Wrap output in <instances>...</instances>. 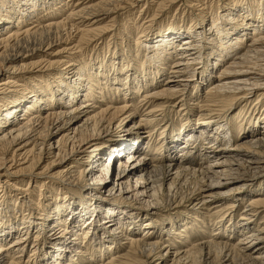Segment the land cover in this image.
Wrapping results in <instances>:
<instances>
[{"label": "bare ground", "instance_id": "6f19581e", "mask_svg": "<svg viewBox=\"0 0 264 264\" xmlns=\"http://www.w3.org/2000/svg\"><path fill=\"white\" fill-rule=\"evenodd\" d=\"M210 1L0 0V264H264V0Z\"/></svg>", "mask_w": 264, "mask_h": 264}, {"label": "rangeland", "instance_id": "374dc122", "mask_svg": "<svg viewBox=\"0 0 264 264\" xmlns=\"http://www.w3.org/2000/svg\"><path fill=\"white\" fill-rule=\"evenodd\" d=\"M208 1V2H207ZM209 1L210 0H206V4H208L209 3ZM211 2V1H210ZM143 3V2H142ZM142 3H140L139 5H138V7H140L141 5H142ZM180 6L181 7V2H177V3H175L173 6H172V8H171V10H170V12H171V15H173L174 17H178V10L176 11V13H175V11H174V9L177 7V6ZM212 7H216L217 6V4L215 3V2H213L212 4ZM129 8L128 6H126V5H123L122 6V8ZM180 7H178V8H180ZM218 7V6H217ZM140 8H137V7H135V13H134V18H132V20H130V23H132V22H134V19H135V17L137 16V14H139L138 13V10H139ZM166 10V9H165ZM121 11H124L123 9H119L118 11H116V14H115V16H118V18H119V14H120V12ZM154 12H155V10H154ZM43 15H45V13H43L42 14V16ZM63 15H65V13H63L62 15L60 14V16H61V19H64L65 17L63 16ZM169 15V14H168ZM64 18H63V17ZM162 17L160 18V19H156V21H154V24H156L157 22H159V23H161V22H163L161 19L163 18V16L164 15H161ZM169 17V16H168ZM168 17H166V19L168 18ZM60 18V17H59ZM58 18V19H59ZM140 19V18H139ZM138 19V20H139ZM161 20V21H160ZM42 21V20H41ZM117 22H120V24H124L125 22L122 20V18H119V19H117ZM185 22V21H184ZM41 23V22H40ZM189 23V24H188ZM185 27H188L189 25H190V22H189V20H187L186 22H185ZM121 30V26L120 25H117L116 27H115V32H119ZM72 32V31H71ZM111 33L112 32H110V33H108V38H109V36L111 35ZM183 38V37H182ZM100 46V45H99ZM99 46H96V47H99ZM115 46L116 47H119L117 44H115ZM100 50V48L98 49V51H96V54L97 53H101L102 51H104V50H102V51H99ZM90 53V52H89ZM92 53V52H91ZM17 82L18 83H20L22 86L23 85H27L28 87H30L32 84H33V82H34V79H33V77H31L29 80H26V79H19V80H17ZM32 83V84H31ZM206 88V86L205 87H203L202 88V92L204 91V89ZM136 98H139V96H136L135 97V99ZM135 103V102H134ZM260 106H262L261 104H260ZM263 107V106H262ZM143 109V108H142ZM166 110V109H165ZM168 110V109H167ZM261 111V110H260ZM142 112H144V111H141V112H136L133 116H132V121L133 122H136L137 120H139V118H140V116H141V114H142ZM172 113L171 112H167L166 113V118H168V121H171V120H173V116L171 115ZM171 115V116H170ZM263 126H264V124H263ZM262 125L260 126V127H263ZM157 134V133H156ZM27 177L28 176H22V179H27ZM26 185V183H24V186ZM33 186H35L34 188H33ZM39 190V187H38V185H37V183H34V184H32V191H33V197L35 198V199H37L38 198V191ZM235 217H238V215H237V213L235 214ZM260 219H261V215H259L258 217H256V221L258 222V221H260ZM209 230V229H208ZM189 242H191V241H189ZM122 253H124V251H122ZM28 254V253H27ZM26 254V255H27ZM25 259V258H24ZM23 259V260H24Z\"/></svg>", "mask_w": 264, "mask_h": 264}]
</instances>
